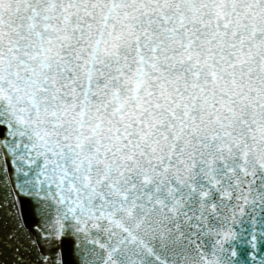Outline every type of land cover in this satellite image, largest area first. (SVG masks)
Masks as SVG:
<instances>
[{
    "label": "snow or ice",
    "instance_id": "1",
    "mask_svg": "<svg viewBox=\"0 0 264 264\" xmlns=\"http://www.w3.org/2000/svg\"><path fill=\"white\" fill-rule=\"evenodd\" d=\"M0 264H264V0H0Z\"/></svg>",
    "mask_w": 264,
    "mask_h": 264
}]
</instances>
